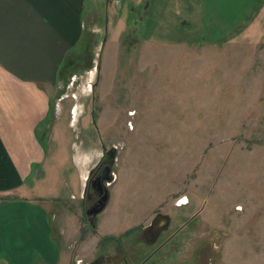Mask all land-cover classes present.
I'll use <instances>...</instances> for the list:
<instances>
[{"label":"rangeland","instance_id":"374dc122","mask_svg":"<svg viewBox=\"0 0 264 264\" xmlns=\"http://www.w3.org/2000/svg\"><path fill=\"white\" fill-rule=\"evenodd\" d=\"M111 1L128 27L74 54L53 137L38 135L47 171L26 184L51 198L36 199L31 260L67 248L62 264H264V0ZM73 144L110 161L97 221L86 199L61 211L84 190ZM152 219L167 222L145 230ZM140 223L120 245L96 240Z\"/></svg>","mask_w":264,"mask_h":264},{"label":"crops","instance_id":"0c3cea01","mask_svg":"<svg viewBox=\"0 0 264 264\" xmlns=\"http://www.w3.org/2000/svg\"><path fill=\"white\" fill-rule=\"evenodd\" d=\"M125 27L111 0H0V263H47L31 260L25 248L35 246L37 239L36 199L51 198L36 196V178L26 184L35 167L41 168L38 177L47 171L46 146L38 135L53 137L46 119L56 112L63 87L80 64L74 54L90 39L98 46L103 32L104 38L106 33L117 38ZM70 196L75 198L73 192ZM113 196L109 193L108 203ZM78 198L62 203L61 211L66 205V214L73 216L68 208ZM69 219L66 216L53 225L61 242L68 239L65 225ZM142 224L111 228L96 240L137 230ZM68 258L69 251L62 248L56 264Z\"/></svg>","mask_w":264,"mask_h":264},{"label":"flooded vegetation","instance_id":"af4514ba","mask_svg":"<svg viewBox=\"0 0 264 264\" xmlns=\"http://www.w3.org/2000/svg\"><path fill=\"white\" fill-rule=\"evenodd\" d=\"M110 152L108 153L109 157H110ZM107 167L109 170H108V173H105L104 170ZM109 175H111V173H110V161L109 160L102 161L101 164L91 172L90 179L87 182L86 188H84V190H83L84 199H86L90 203V206H92L94 203L97 202L99 195H100L99 194L100 186H102L103 188H105V187L107 188V185H106L107 180L105 179V177L109 176ZM108 200H109V198H108ZM107 203H108V201L106 202V204ZM92 218H93V220L95 219V217H92ZM166 222L167 221L165 219H157L156 221L154 219H152L151 223H149V225L146 227L145 230L156 231L158 229V227L162 226ZM157 231H159V230H157ZM98 261L101 262L100 259H98ZM141 263L143 264L144 261H142ZM123 264H127V258H124Z\"/></svg>","mask_w":264,"mask_h":264},{"label":"clouds","instance_id":"9594fccd","mask_svg":"<svg viewBox=\"0 0 264 264\" xmlns=\"http://www.w3.org/2000/svg\"><path fill=\"white\" fill-rule=\"evenodd\" d=\"M72 149L73 166L78 172L82 185L86 188L91 172L101 164L105 153L101 148L84 149L82 144H73ZM81 199H84V192L81 193Z\"/></svg>","mask_w":264,"mask_h":264},{"label":"water","instance_id":"95a60500","mask_svg":"<svg viewBox=\"0 0 264 264\" xmlns=\"http://www.w3.org/2000/svg\"><path fill=\"white\" fill-rule=\"evenodd\" d=\"M114 155V150H111L110 152V157H113ZM108 167L104 170L105 173H108ZM112 176H106L105 179L107 181H111ZM99 198L96 203H94L92 206H90L86 211V215L95 217L98 213H100L106 206V202L108 201L109 198V191L108 188H103L100 186L99 188Z\"/></svg>","mask_w":264,"mask_h":264},{"label":"trees","instance_id":"16d2710c","mask_svg":"<svg viewBox=\"0 0 264 264\" xmlns=\"http://www.w3.org/2000/svg\"><path fill=\"white\" fill-rule=\"evenodd\" d=\"M138 229V228H137ZM134 230H130V231H125L124 233H122L121 235H126V234H129L130 232H133ZM114 241L116 240L117 242H119V236H104L100 239V244H105V242L107 243L108 241Z\"/></svg>","mask_w":264,"mask_h":264},{"label":"snow or ice","instance_id":"6c2138e0","mask_svg":"<svg viewBox=\"0 0 264 264\" xmlns=\"http://www.w3.org/2000/svg\"><path fill=\"white\" fill-rule=\"evenodd\" d=\"M182 203H183V201H182Z\"/></svg>","mask_w":264,"mask_h":264},{"label":"built area","instance_id":"2783aa9c","mask_svg":"<svg viewBox=\"0 0 264 264\" xmlns=\"http://www.w3.org/2000/svg\"><path fill=\"white\" fill-rule=\"evenodd\" d=\"M74 96V95H73Z\"/></svg>","mask_w":264,"mask_h":264}]
</instances>
